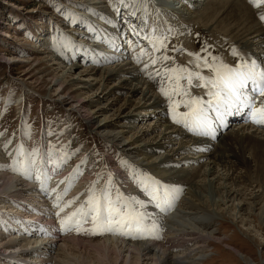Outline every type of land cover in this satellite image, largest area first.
<instances>
[{"label": "bare ground", "instance_id": "6f19581e", "mask_svg": "<svg viewBox=\"0 0 264 264\" xmlns=\"http://www.w3.org/2000/svg\"><path fill=\"white\" fill-rule=\"evenodd\" d=\"M188 2L193 3L194 6H197L199 9L192 14L194 19L201 18V20H207L210 24V28L211 25L213 26V24H216L217 29L225 32L228 37L234 38L237 44H242L244 47L253 46L258 49L261 43L264 45L262 39L264 36V25H259L257 23L255 17H253L254 12H252L249 5L243 0H188ZM204 5L205 7H203ZM223 12H235L241 18V24L237 26L229 24L224 18ZM257 12L258 17L264 16V9L258 10ZM248 13L252 15V19ZM75 18L79 25L85 26L87 22H89L82 13L76 14ZM255 24L258 28H255ZM178 32L180 33V31ZM74 41L73 43L70 42L69 47L67 44L66 46H63L64 44L60 46L62 49L64 47L67 49L71 59L66 57V60L67 62L70 60L71 63H69L73 64L72 67L65 69L58 65L59 63L57 64L52 61V65L55 64V69L53 68V70L60 72V74L51 81L49 88H46L48 94L52 93L54 96L63 98L67 96L65 98L66 102L72 106H80L85 111L87 109L85 114H87L86 118L89 123L92 126H96L94 130L103 137V140L106 141L109 146L115 148L120 153H124L126 158L123 159V165L129 166L130 172L126 175L124 171L109 169V171L106 172L108 175L103 184H98L97 187L92 186L90 188L88 183L91 182V178L96 171L90 172L89 176L86 174L90 167L87 166L85 157H83L84 159H82L81 164L77 165L75 168L70 167L66 169V172H69L66 177L65 174L55 175L51 170L46 171L37 162L32 163V161L35 160L33 158L29 159L27 153L21 151L19 148H17L18 151L16 152L12 151L13 148L9 151L7 150L5 152L7 154L5 155L4 153V158L0 160V171L2 172L0 174V202L3 198H5V202H8L6 206H1L0 204V207L9 208V210L3 211H1L2 209L0 208V230L5 232V234L0 233V264H46L48 261L51 262V258L55 259L53 260V264H61L62 262L70 264H147V262H150V264H198L205 256L203 247L200 245L198 249H194L195 247L192 241L184 234V227L192 229L198 234L199 239H201L200 241H204L205 247L207 239L213 237L215 234L212 230L205 232L201 229L207 230L213 228L212 223L216 220L214 218L220 216V207H225L227 211L233 209V212L236 211L235 213H237L239 217L241 215L247 217L248 215L245 214L246 210L244 208L245 204L248 206V204L251 205L250 202L257 205L261 203L260 206L256 208L260 212L259 218L262 220L264 219V130L253 128L254 126H259L254 123L253 125L247 124V120L240 121L236 122L237 124L234 125L237 127L233 126L230 128L231 130L221 129L216 136H212V133H208L205 137L207 144L205 146L200 145L198 142L199 139L188 137L187 133H185L186 128H183V125H187L188 128V120H186L183 125H177L176 122L172 121L171 112H173V109H171L172 107L169 108V105L163 101V96H159L162 95V93L159 94L152 91L150 95L149 91L148 93L145 91L146 86L142 87L141 85L132 83L133 80L136 81V79H141L136 78L131 70L125 67L123 68L122 65L101 67L104 64H109L113 57L110 56L105 60L97 59L91 54V49L94 44L83 43L81 40ZM152 42H154V40ZM71 43L74 45L73 49ZM208 49H211V47H208ZM60 52L62 54L64 53V51L59 50L58 46L57 55ZM130 53L128 58L132 57ZM256 53L260 55L261 51H257ZM83 55L84 57L81 58L80 56ZM121 57H126V55L123 54ZM12 58L13 56L8 59L12 60ZM133 58L134 57H132V59ZM262 58L264 59V57ZM51 59L49 58V60ZM90 62L100 67H85V65L90 64ZM176 62L177 60L175 59L170 62L173 68L177 64ZM231 62H229V64H231ZM10 63H12V61ZM170 67L168 66L161 69L166 71V77H169V75H171L170 73L173 71ZM78 68L82 69L79 70ZM75 69H78V71L70 74ZM129 75L131 78L130 80H128ZM121 76H127V78ZM204 76H206V74ZM65 77H72L74 79H71V82L68 83ZM115 77H117V80L111 83ZM171 77L175 80V75L172 74ZM163 78L165 80V76ZM167 80H169V78H166V81ZM196 81V84H198V80ZM202 82L203 80L201 84ZM55 85L57 86L55 87ZM71 85L73 88L70 87ZM108 85L110 86L108 87ZM109 88L113 90L116 88L117 91H122L124 89L129 92L128 96L123 99L124 103L122 106L117 107L115 110H112L110 106L115 100L117 101L120 98L112 97L114 95H111L109 98ZM169 88H174V86L169 85ZM89 89H96V99L87 101L84 98H76L81 97V93L84 94L85 92L83 91H89ZM138 93L140 96L136 98L138 101L135 102L134 98ZM155 94H157V96H155ZM178 100L183 104L188 102L187 100L184 101L182 95ZM20 102L22 101L18 99L15 101V104H19ZM94 102L96 103L94 104L95 108L92 110L89 109V105ZM257 106H259V102H257ZM128 107L130 110L127 112L124 111ZM137 107L140 113L131 114V109H136ZM77 108L75 110H77ZM147 118L151 119L145 121ZM129 119H132L135 123L129 125ZM123 120H125L126 124L119 123ZM260 127L264 129V126ZM132 130L133 132H131ZM2 142L3 136H0V144ZM50 150V154L53 158L50 159V161H59L65 150V146L63 145L57 148L53 146ZM43 153L38 154L42 155ZM62 161L64 162L65 160ZM41 163H43V160ZM169 163H171V166L167 167L166 165ZM195 163L198 165L197 168L193 167ZM130 164L133 165L132 168ZM105 167L110 166L106 163ZM11 168L15 170L18 175L13 174L15 172L11 171ZM138 169L142 170V175L151 177L157 184L158 181H160L162 186H166L169 189L175 187L168 182L169 179H172L175 184L184 183L187 185V188H183L186 190V194L184 192L185 190L183 191L182 189L181 193H178V197L174 196L175 198L172 200L173 204L176 201V207H171L168 213L167 210L152 211V207L148 208L146 206L147 201L145 198L141 200L138 199L134 210L142 214L143 225L140 233L143 232V236L147 238H139L138 240L126 239L127 241H125L122 240L119 235L105 234L104 237L102 236V239L91 242L90 237L87 242L86 240L82 241L79 234L74 236L67 235L68 238L60 239L62 242H60L55 252L52 249L53 240L50 236H57V234L54 233V235H51L47 232L45 229L47 227L46 221L38 216H36L38 219L37 222L28 220V217L35 216L34 211L31 209L34 208L33 206L38 208L42 207L43 209L47 208L48 212H50L49 214L52 215L53 211L59 210L57 207L58 204L62 206V203L66 204L69 202L72 204L69 203L64 206L68 207L63 209L64 212L62 211L63 213L61 216L63 218L60 217L66 219L74 212H79L80 215L81 212L79 207L81 206L76 205L75 200H77V198L74 199L75 196L78 195L68 196L69 199L65 198V201H61V199L58 200L60 198L58 196L60 194L59 192L61 191L62 195L66 192L68 182L63 181L64 177L67 179L68 177L75 178L78 170H84L85 172L82 177H86L87 179V188L85 191L87 193L85 195L80 194L78 199L82 197L90 201L92 200L91 195L98 194L101 188L113 183V190L111 187H107L104 192L99 194V198H102L106 204V211H108L109 205L117 209L111 199L112 195L116 193V201L123 196L133 200L136 191H134L132 185L135 176H140L135 172V170ZM242 170L245 174L244 179H247V184L249 187H252L250 202H247L246 199H241L238 200L237 203H233L234 197H237L240 193L235 191L233 185L236 184L237 186L240 182L241 178L238 174L239 171L241 172ZM72 173L75 174L72 176ZM103 179L104 177L101 178V180ZM252 179H254V181L250 183ZM95 180H97V178ZM37 182L44 183L43 187L46 188V193H48L49 199L47 201L49 204L44 206L39 204L42 202L40 199L44 196ZM255 183H259L260 185ZM247 184L244 185L248 187ZM138 186L140 187V179H138ZM175 189L177 188L175 187ZM208 193L215 198L211 200L207 198L209 196L207 195ZM3 194H5V196H3ZM56 199L58 204H55L56 202L54 203ZM50 204L53 205L49 207ZM59 211L61 214V210ZM60 217L58 221L62 220ZM48 218L49 220L52 219L51 217ZM77 218L79 219V216ZM156 218H161L163 225L160 226V231H157V235L152 236L149 234V228H152V225H154L153 221H155ZM197 223H200L198 224L199 227L196 226ZM73 229L75 230V228ZM39 232L40 234H37ZM35 235L36 237H29ZM135 236H140V234L136 232ZM85 237L87 236L85 235ZM80 243H82L83 246L79 245ZM75 248H77L76 251ZM87 248L91 249L92 254H89L92 256H84V254L89 252ZM185 248L193 249V251L188 255H183L182 252ZM86 250H88L87 253H85ZM53 254H55L56 258Z\"/></svg>", "mask_w": 264, "mask_h": 264}, {"label": "rangeland", "instance_id": "374dc122", "mask_svg": "<svg viewBox=\"0 0 264 264\" xmlns=\"http://www.w3.org/2000/svg\"><path fill=\"white\" fill-rule=\"evenodd\" d=\"M243 1L249 5L252 12H254L253 17H255L257 23L259 25H264V21L257 16V11L264 9V3H261L259 7H255L249 0ZM203 7H205V5ZM197 9L198 7L188 2V0H0V136H3V142L0 144V152H2L0 153V160L4 158V153L11 148H13L12 151L15 152L18 151L17 148L21 151L27 149L29 154L34 155L37 152L48 149L49 145L55 144V148L64 145L65 148L69 150V152L67 150V155H71L69 159L76 158L78 161L83 153L91 152L88 158L90 161H94L101 156L105 157L107 148H112L103 140V137L94 130L96 126H92L87 120V114H85L87 109L85 111L80 106H72L66 102L65 98L67 96L63 98L54 96L52 93L48 94L46 88H49L51 81L60 74V72L53 70V68L55 69V64L52 65V61L57 64L59 63L58 65L65 69H69L73 66V64H70V60L67 62L66 57L70 58V56L65 47L63 49L60 47L62 44H64L63 46L67 44L69 47L70 42L73 43L74 40H81L83 43L94 44L91 49L93 57L101 60H105L110 56L113 57L109 64H104L101 67L122 65L123 68L125 67L131 70L136 78L141 79H136V81L133 80V82H131L141 85L142 87L146 86L145 91H147V93L149 91L150 95L152 91L159 94L162 93L160 90L156 91V86L154 85L157 83H162L161 87H166L168 85L176 86V80L166 81V78L168 79L169 77H166V71L161 69L168 67L169 62L173 58H178L179 60H177V64L174 67H179V71H173L172 74L176 75L175 77H180L183 69L187 68L186 73L188 75L190 74L189 77L179 79L178 83L189 82L193 78L198 80V84L187 87L190 91L193 90L191 92V97L193 98H199L203 95L204 89L202 90L199 85L206 84L208 79L213 80V78L217 76V73H214L204 66V59H207L208 63L211 64L213 57L224 54L227 57L226 60L221 64L213 66V68H219L220 65H225L226 62L227 66L232 68L239 53H245V55L250 58L255 52L264 51V45H262V43L259 49L253 46L244 47L242 44H237L234 38L228 37L225 32L217 29L216 24H213V26L211 25L210 28V24L207 20H201V18L194 19L192 14L195 13ZM79 13L84 14L89 20L85 26L77 24L75 16ZM248 14L250 15V13ZM223 16L229 24L233 26L241 24V18L235 12H223ZM250 17L252 19V15H250ZM255 28H258L256 24ZM178 31H180L181 34ZM115 33L119 35V40L116 41V43ZM262 39L264 41V36ZM151 40H154V42ZM115 44L117 47H115ZM58 46L59 50L64 51L63 54L60 52L57 55ZM73 46L72 44V49ZM208 47H211L212 51L207 49ZM233 50L236 51L237 55H232V58L228 59V55H230ZM203 52H206V54L208 53L207 56ZM129 53L134 57L133 59L132 57L128 58ZM123 54H125L126 57H121ZM190 54L200 55L199 67H196L194 64V61L197 60V56ZM11 56H13L12 60L8 59L9 57L11 58ZM80 57L83 58L84 55ZM165 57H167V59H165ZM49 58L52 59L49 60ZM134 60L137 63H135ZM11 61L12 63H10ZM153 61H155V63H153ZM229 62H231V64H229ZM89 66L100 67L99 65H94L92 62L85 65V67ZM171 68L173 67L171 66L170 69ZM78 69L80 70L82 68ZM78 69H75L76 71L73 70L70 74L77 72ZM146 72L150 75L149 77L152 81L148 80L146 82L144 78ZM195 72H199V75L201 73L200 76L205 77L202 84V80L196 78ZM205 74L206 76H204ZM164 76L165 80L163 78ZM121 77L127 78V76ZM65 79L70 83L71 79L74 78L65 77ZM130 79L129 75L128 80ZM114 80H117V77H115L111 83L115 82ZM163 81L166 82L165 85ZM56 86L57 85H55V87ZM109 86L110 85H108V87ZM70 87H72V85ZM163 89L165 92L171 93L168 91V89H170L169 86ZM109 90V98L111 95H114L112 97L120 98L117 101L115 100L110 106L112 110H115L117 107L122 106L124 103L123 99L128 96L129 92L124 89L122 91H117L116 88L114 90L109 88ZM83 92L85 93H81V97L76 98H84L87 101L96 99V89H89V91L84 90ZM138 96H140L139 93L136 94L135 98L132 97L135 102L138 101L136 99ZM155 96H157V94H155ZM159 96H163V101L165 103L168 101V96L163 93ZM11 98H13L14 101L12 100L10 102ZM18 99L22 102L15 104V101ZM94 104L96 103H91L88 108L91 110L94 109ZM76 108L77 110H75ZM169 108H171L170 105ZM205 109L207 110L206 105ZM129 110L128 107L124 111L127 112ZM131 110V114L140 113L138 107L136 109L132 108ZM212 114L215 115V111H212ZM150 119L151 118H147L145 121H149ZM129 120V125L135 123L132 119ZM119 123L126 124L125 120ZM253 128L264 130L256 126ZM133 130L131 132H133ZM50 148H53V146ZM66 149L63 154L66 152ZM112 149L114 151L116 150L115 148ZM76 153H78L77 156L73 157ZM6 154L7 153H5V155ZM109 157L113 160V163H117L120 166L118 159L120 156L112 152L108 158ZM85 159L87 162V157H85ZM106 163L105 160L100 161V165L93 175L96 176L97 180H91V182L88 183L90 188L92 186L97 187L98 184H103L105 181L108 175L106 172L112 169L110 167H105ZM197 166L196 163L193 165V167L196 168ZM70 167L71 166L68 168ZM115 167H117V165L113 168L115 169ZM117 169L119 170V168ZM81 172L83 175L85 171L82 170ZM1 173L0 171V174ZM67 173L69 172L64 173L66 177ZM74 174L75 173H72V176ZM86 174L89 176L90 173L87 172ZM238 175L241 180L237 186L234 184L233 188L240 193L237 197H234L233 203H237V201L241 199H246L247 202H250L252 187H249L247 184L248 180L244 179L245 174L243 170L241 172L239 171ZM66 177H64L63 181L67 180ZM102 177H104L103 180H101ZM169 181L172 183L174 182L172 179ZM253 181L254 179H252L250 183ZM244 184H247L248 187ZM255 184L260 185L259 183ZM85 186L87 188V184H85ZM185 187L187 188L186 184ZM184 192L186 194V190ZM72 195L79 196L80 194L71 193L69 197ZM207 195H209V193ZM3 196H5V194H3ZM78 196L73 198L78 199ZM69 197H67V199H69ZM207 198L211 200L215 197L209 195ZM79 199H82V197ZM56 201L57 199L54 203ZM4 203L2 202L1 205L6 206L7 203ZM250 204L251 205L248 204V206L245 204L244 206L246 210L245 214L248 215L247 217L243 215L239 217V215L235 213L236 211L233 212V209L227 211L225 207H220V216L214 218L216 220L212 223L213 228L207 230L201 229L205 232L212 230L215 234L213 237L207 239L205 247L204 241H200L201 239H199L198 234L192 229L183 228L185 236L192 241L195 247L194 249H198L200 245L203 247L205 256L198 264H264V219L262 220L259 218L260 212L257 210L261 203L257 205L250 202ZM51 205L53 204H50L49 207ZM58 208L59 210L64 209V205H60ZM59 210L57 213H60ZM63 212L61 211L59 215H57V213L51 215V218L56 221L60 233V237L50 236L53 240L52 249L55 252L60 242H62L60 239L68 238V236H74L76 234L78 235L77 232H74V234L70 233L71 231H69L70 234L68 231H65V234L64 231L61 230V224L58 218ZM61 217L60 219H62ZM198 224L200 223L196 224L197 227H199ZM153 229L157 231L155 227ZM85 235L87 237H85ZM29 237L33 238L36 236ZM79 237L82 241L86 240L87 242L90 237L91 242L103 238L102 236H92L88 234H79ZM79 245L83 246L82 243ZM76 250L77 248H75V251ZM88 250L89 252L87 253ZM88 250H86L85 253L87 254H84V256H92L90 255L92 254L91 249L89 248ZM191 251H193V249L185 248L182 254L188 255ZM55 254H53L54 257ZM51 259V264H53V260L55 259ZM65 263L70 264L67 262L63 264ZM147 264H150V262H147Z\"/></svg>", "mask_w": 264, "mask_h": 264}, {"label": "snow or ice", "instance_id": "6c2138e0", "mask_svg": "<svg viewBox=\"0 0 264 264\" xmlns=\"http://www.w3.org/2000/svg\"><path fill=\"white\" fill-rule=\"evenodd\" d=\"M255 7H259L264 0H249ZM260 19L264 21V16ZM234 56L237 55L233 50ZM196 55L200 59L198 54ZM167 59V57H165ZM215 59V58H214ZM155 63V61H153ZM204 66L209 68L214 73L218 74V80H208L207 83L212 84L213 91L207 93L211 97L206 102L208 108H211L217 113L216 119L223 121L227 115L242 112L247 118L246 122L254 123L257 126H264V71L260 70L255 62L249 64H243L239 68H229L227 65H220L219 68H213L208 63L207 59H204ZM221 68L225 71L221 73ZM197 79L204 80L203 76L198 73L195 74ZM170 80L173 78L170 77ZM179 79L181 77H175L177 81L176 86L172 89L173 94H184L179 87ZM206 86V85H199ZM162 93L166 96L169 95L164 89H161ZM259 102V106H257ZM180 105L175 104L172 106L174 122H181L175 109ZM185 107L189 110L183 114V119L191 120L192 126L197 129V134H207L205 130L210 132L212 126L205 115V102L202 98H193L189 102H185ZM187 126V125H186ZM35 163V161H32ZM151 193L153 199L156 201V206L161 208L162 211H166L167 207H170V200L174 199V193L182 191V189H169L153 182L151 185ZM92 204L91 212L86 214L84 219H78L79 212H74L71 216L60 221L62 231H71L76 229L78 234H88L92 236H103L105 234L119 235L130 239L147 238L144 236H134L132 231L140 232L142 230V217L140 215H133L132 213L121 214L119 210L109 205L107 214H102L97 202L89 201ZM63 211V209H61ZM82 211V209L80 210ZM60 213L58 212L57 215ZM91 217L92 228L84 229L83 223H88V217Z\"/></svg>", "mask_w": 264, "mask_h": 264}]
</instances>
